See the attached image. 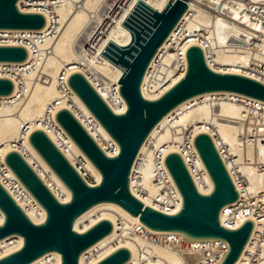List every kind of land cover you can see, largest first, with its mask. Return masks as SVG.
<instances>
[{
  "label": "bare ground",
  "instance_id": "obj_1",
  "mask_svg": "<svg viewBox=\"0 0 264 264\" xmlns=\"http://www.w3.org/2000/svg\"><path fill=\"white\" fill-rule=\"evenodd\" d=\"M54 1L60 2L53 10L58 20L56 37H49L43 43L32 44L23 63H0V77L9 78L14 85L10 96L0 97V158L12 150L20 152L56 198L66 203L70 199L69 191L29 145V134L34 130L46 132L81 175H83V169L93 176L95 183L91 184L87 181L89 185L99 183L100 175L89 161L84 159L81 168L75 166V160L84 158L76 146L67 137L52 130V118L55 113L66 108L75 114L107 155L105 145H111L117 151V146L111 138L70 91L67 78L76 72L84 74L111 109L120 114L125 108L118 94V81L123 69L105 57L102 54L103 50L109 43L117 47H125L130 43L131 32L124 26V22L139 2L152 10L162 11L169 0H19L17 7L23 13H39L48 19L49 16L42 10L43 8L27 9L21 4L29 6L31 2H35L39 4L38 6L44 7ZM201 2L212 8L223 6V15H210L206 8L200 6ZM252 2L264 4V0H252ZM187 6L186 13L178 23L180 33H176V29L172 31L158 50L157 56L159 55L162 62L157 68L156 76L166 77L169 80L173 73V65L179 57L184 58L185 49L198 45L210 54L207 57V63L212 70L219 73L240 74L264 83V69L260 68L264 65V26L251 22L246 14H242L240 10H243V5L235 8L225 3L222 4L220 0H187ZM119 7L122 8L119 16L106 26L110 20V14L106 11L115 12ZM108 15L109 18H107ZM103 21L106 29L100 50L97 54L87 56L80 51L82 45ZM42 30H2L0 38L18 37L23 33L38 34ZM255 32H259V35H256L259 38L257 46H251V48L241 46L242 49L238 48L233 51L224 48L229 39L240 34L247 37V40L245 39L247 43L244 45L253 44L249 40ZM199 35L207 42L200 43L199 40L191 38ZM172 41L178 44L175 52L168 51ZM2 45L24 46L16 42L6 44L0 41V46ZM152 66L154 63L151 64ZM11 68L17 70L16 73L14 72V78L4 71ZM19 68L24 69L20 71ZM150 75L151 72L148 70L141 85L142 95L148 100L158 98L183 76L179 74L169 80L170 86L158 95L152 90L154 85L151 84ZM43 79L45 81H42ZM212 97H217L219 100L216 103L209 102ZM231 98L246 99L244 96L231 93H205L179 105L163 117L139 150V156L143 155L142 159L139 158L135 164V170L139 173V181L133 182L131 188L139 186L149 196L154 195L155 188L152 186L151 179L158 167L154 158L155 151L160 150L167 143H174L177 146L184 139L183 130L188 129L192 136L199 133L209 134L216 147L222 150L223 158L232 157L233 163L230 164L237 165L246 181V190L250 193L257 192L262 187V180L254 167L244 165V159L252 155V150L241 144L243 129L235 120L241 117L242 108L239 103L230 101ZM192 102L194 105L190 106ZM149 144H152L151 148L148 147ZM171 152L179 151L176 148H169L164 153ZM189 168L192 169L198 190L203 194H208L212 189V183L207 173L200 176L199 172L205 170L201 161L197 160ZM227 168L230 169L231 165L228 164ZM0 180L30 220L35 224L42 223L45 217L42 208L15 176L3 166L0 167ZM143 204L151 205L149 200L143 201ZM234 205L225 206L221 211L220 222L222 224H225L227 219L226 210ZM100 220L111 222L113 230L108 236L83 252L78 259L79 264H96L118 248H126L129 251L130 260L126 264H183L185 259L189 261L195 259L190 254L180 252L177 247L147 242L138 237L134 234V226L136 224L143 226L139 219L130 216L112 203H102L90 208L75 220L73 228L76 232L83 233ZM2 221L3 216L0 213V225ZM192 244L200 243L193 242ZM21 246L22 238L19 236L1 240L0 258L15 252ZM243 257L244 255L235 264H243ZM31 264H60V256L54 252L48 253Z\"/></svg>",
  "mask_w": 264,
  "mask_h": 264
},
{
  "label": "water",
  "instance_id": "obj_2",
  "mask_svg": "<svg viewBox=\"0 0 264 264\" xmlns=\"http://www.w3.org/2000/svg\"><path fill=\"white\" fill-rule=\"evenodd\" d=\"M18 1L0 0V31L42 30L43 15L21 12ZM187 9V0H169L162 11L139 2L124 22L131 32L130 43L125 47L109 43L103 51L105 57L123 69L118 94L125 104L124 113L114 112L84 74L76 72L68 76L70 91L118 148L115 156L107 155L72 111L63 108L55 113L56 124L100 175L99 183L89 185L43 130L32 131L28 143L69 191L68 202L56 198L20 152L12 150L5 154V166L42 208L45 217L40 224L32 222L0 183L3 216L0 241L11 236L22 238V246L0 258V264H31L52 252L60 256V264H79L80 255L113 230L108 220H100L83 233L73 228L80 215L102 203L118 206L151 231L175 233L187 242H224L226 252L217 264H235L241 258L254 223L245 220L236 229L222 226L221 211L234 204L239 195L209 134L199 133L193 139L212 183L208 194L198 190L184 160L176 152L166 155L164 166L181 197L178 212L165 214L146 206L130 190V174L141 146L162 118L179 105L205 93L237 94L264 103V83L240 74L212 70L198 45L186 49V69L173 86L154 100L143 97L141 85L152 60ZM26 58L23 46H0L2 64L23 63ZM13 88L9 78L0 77V97L10 96ZM129 260V251L118 248L96 264H126Z\"/></svg>",
  "mask_w": 264,
  "mask_h": 264
},
{
  "label": "built area",
  "instance_id": "obj_3",
  "mask_svg": "<svg viewBox=\"0 0 264 264\" xmlns=\"http://www.w3.org/2000/svg\"><path fill=\"white\" fill-rule=\"evenodd\" d=\"M125 2L123 3V5L125 4ZM220 2L222 4H228L229 6L235 8H237L239 5H243V10L241 9L240 12L242 14H246L251 22L257 23L260 26H264V4L262 2H252V0H220ZM59 3L60 2L58 1H54L42 7L38 6L39 4L35 2H31L30 5L32 6L29 7L43 8L42 10L48 14L49 18H45V28L38 34L30 35L23 33L18 35V37L0 38L1 43L10 44L16 42L20 45L23 44V47L26 49V51H28V49L33 46L32 44L43 43L45 39L49 37L55 38L58 33V20L53 10L55 6H57ZM200 6L206 8L208 13L212 16L223 15V6H221L220 8H218L219 6H216V8H212L211 6L202 2L200 3ZM121 11V7L116 9L115 12L107 10L106 13L108 12L107 14H110V20H108L106 26L111 24L115 20V18L119 16ZM107 18H109V15ZM106 26H104V21L99 23V26L95 28L90 38H88V40L82 45V48L80 50L82 53L87 56L97 54L102 44ZM175 29L176 33H180L181 30L179 25H177ZM257 34L259 35V32H255V35H253L252 38H250L249 40L253 44L244 45L245 43H247V37L243 34H240L235 38L229 39L224 48L233 51L238 50V48L242 49L241 46H246L247 48H251V46H257V43L259 42V38L258 36H256ZM191 38L199 40L200 43L207 42L202 39L201 35ZM11 40L12 42H10ZM177 45L178 44L176 41L170 42V47L168 48V51L171 50L172 52H175V48L177 47ZM202 50L204 51L207 61V57H209L210 54L207 50L205 51L203 48ZM161 62V58H159V55L157 56L156 54V56L151 62V64L154 63V66L151 67L150 64L148 68V70L151 72L149 79L151 81V84L154 85L152 86V90L158 95H160L170 86L169 80L175 78L179 74H184V71L186 69L185 53L184 58L182 59L179 57L176 60V63L173 65V73L169 80L166 77L156 76L157 68L161 65ZM260 68L264 69V65H261ZM23 69L24 68H19L20 71H22ZM4 71L8 75H12V77L14 78V72L16 73L17 70L11 68L5 69ZM42 81H45V79H43ZM218 100L219 98L212 97L209 102L216 103ZM230 101L239 103L241 105L242 115L238 120H235V122L238 125H241L243 129L241 133V144L244 147H249L252 150V155L244 159V165L255 168L256 172L262 180V187L255 193L248 192L246 190V181L240 174L237 165L230 164L233 163L232 157L228 156L227 159H224L222 156V150L217 148L219 154L221 155L226 165V168L228 164L231 165V168H227V170L239 195L238 200L234 203L235 205L226 210L227 219L225 221V224H221L222 226L228 229H236L245 220H252L254 223V229L248 241V244L246 245V247L248 246V249H246L245 247L244 252L242 254L244 255L243 264H264V104L253 99L251 100L249 98L243 100L231 98ZM192 105H194L193 102L190 104V106ZM121 111V113H124L125 108ZM52 124V130L55 133L66 137L64 132L56 124L54 118H52ZM182 137L184 139L177 146L174 143H167L164 145V147H162L160 150L155 151L154 153V158L156 160V164H158V167L151 179L152 186L155 188V193L153 196H149L147 192L139 188V186H137L136 188H131V184L133 182L137 183V181H139V173L137 170H135V164L139 158L142 159L143 155L139 156L138 154L136 162L130 174V190L132 194L136 196L141 202L149 200L151 203L150 207L165 214H175L181 208V197L164 166V159L166 155L169 154L164 153L166 149L176 148L179 151L176 153L181 155L196 185L195 179L192 174L193 172H191L192 169L189 168L191 164H195L197 160H200L193 146L194 136L191 135L190 130L184 129ZM148 147L151 148L152 144H149ZM115 150L114 147L111 145H108L106 147V151H108V155L110 156H115L117 154L118 148L117 151ZM80 161L83 162L84 158H81ZM160 164L163 165L161 166ZM1 166L7 168L4 164V157L0 158V167ZM7 170L10 171L8 168ZM199 173L200 176H202L203 173H206V171L203 170ZM82 176L85 179V176ZM0 183L4 186L1 180ZM178 206H180L179 209ZM134 234H136L138 237L142 238L147 242L157 244L163 243L167 246L177 247L180 252L187 253L190 254V256L195 257L194 260H183V264H217L226 252L225 243L219 240L199 242L200 244H192L193 242L185 241L182 236L178 234L164 233L160 235L156 232L148 230L144 226L137 224L134 226Z\"/></svg>",
  "mask_w": 264,
  "mask_h": 264
},
{
  "label": "rangeland",
  "instance_id": "obj_4",
  "mask_svg": "<svg viewBox=\"0 0 264 264\" xmlns=\"http://www.w3.org/2000/svg\"><path fill=\"white\" fill-rule=\"evenodd\" d=\"M21 5H22L23 8H27V9H30V8H31V7H29V6H31V5H29V6H27L26 4H21ZM28 7H29V8H28ZM170 52H172V51L170 50ZM215 67H216V68H219L218 66H215ZM105 147H107V146L105 145ZM75 161H76V162H75ZM75 161H74L75 166H76L77 168H81L83 162H81L80 160H75ZM82 172H83V175L85 176V179H86L89 183H91V184L95 183V179L93 178L92 175H90L89 172H86V171H84L83 169H82ZM58 194H59L60 196H62L60 192H58ZM0 251H2V250L0 249Z\"/></svg>",
  "mask_w": 264,
  "mask_h": 264
}]
</instances>
